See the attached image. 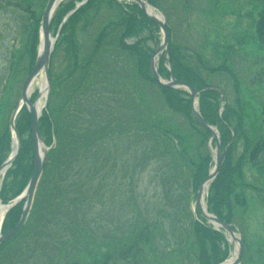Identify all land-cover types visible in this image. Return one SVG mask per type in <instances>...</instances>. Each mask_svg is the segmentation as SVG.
<instances>
[{
    "label": "rangeland",
    "instance_id": "obj_1",
    "mask_svg": "<svg viewBox=\"0 0 264 264\" xmlns=\"http://www.w3.org/2000/svg\"><path fill=\"white\" fill-rule=\"evenodd\" d=\"M24 1L0 0V97L10 73L11 61L14 55L18 54L19 57V69L10 83L2 116L7 123L19 101L21 86L30 67L29 48H26L25 40L28 17L21 8L25 6ZM27 1L33 4L36 12L41 13L43 0ZM154 1L159 9L156 12L163 14L169 27L168 44L178 55L179 62L196 71L209 86L218 87L232 111V123H238L240 129L248 136L255 135L253 131L258 128L260 121L255 104L264 99V82L256 85L252 78L262 64L253 61L254 58H259L255 43L238 47V41L254 34V25L260 10L259 0ZM98 7V13H94L95 9L87 12L85 18L89 21L85 29L80 28L82 23L76 27L77 63H80L81 68L75 71L72 64L73 55L66 52L65 43L53 47L50 68L57 83L55 82L53 90L50 87L41 98L42 110L48 102L54 107L58 106L66 95L75 89L80 75L85 70L82 69V63H87L96 44L97 33L108 21H114L124 15L117 6L107 4L105 0H101ZM53 32L52 29V35ZM162 38L161 30L154 23H150L148 26H141L136 35L126 39L127 44L140 41V60L146 65L140 66L138 73L135 71L137 56L127 57L125 52L112 47H109L105 56L102 54L98 57L99 66H88L85 71L89 77L87 84L93 85L90 87V93L98 95L95 99L88 98L89 105L96 104L100 111L97 121L90 124L101 128L104 138L97 144H80L83 146L80 149L88 148L86 158L79 162L73 161L74 170L68 169L61 182H58L62 176L60 168L64 169V166L57 165L48 176L45 174L47 186L41 192L42 213L36 226L37 229L45 226L43 230L47 229V232L41 237L38 236V242L32 236L27 237L24 242L20 240L16 250L21 248L13 254L14 257L6 256V260H0V264H67L75 257L85 262H95L107 249L106 244L113 238L121 237V232L127 231L136 221L156 224V228H153L152 248L154 252H157V249L160 252V256L156 257L152 250L147 249L141 264H195V259L191 262L188 258L197 253V246L191 245L192 236L188 239L189 234L191 235V222L195 217L192 174L197 170L200 160L212 152L208 165V170L211 169L216 155L214 143L209 139L206 130L186 115L174 112L167 104L163 91L150 79L148 61L159 47ZM161 58L162 54L156 56L158 67L161 65ZM225 63L230 70H234L233 75L225 69H216ZM98 68L108 74L112 69V77L116 76L124 81L126 79L133 88L135 102V91L138 92L139 89L141 102L144 104L141 107L151 111V114L145 113L149 120L147 126H151L154 118L158 121L152 129V135L158 136L164 131L179 135L183 142L185 165L181 163L182 157L179 155L177 161L182 166H173L171 157L163 152L160 143L161 148L155 153L159 154L156 158L150 155L151 157L142 159V154L150 151L149 141H153L152 137L149 132L145 134L137 131V121L140 120L132 97L120 92L117 82H113L110 75L103 76L105 73L102 71L98 76L95 71ZM162 79H168L165 72ZM39 82L46 84L43 71L33 80L28 96L30 101L37 96L35 103L40 96V93L37 95L40 92ZM186 95L181 97H189ZM117 117L122 123V128H116L114 125ZM86 119L93 120L92 117ZM108 125L109 127H106ZM97 131L92 132L94 134ZM242 143V139H237L235 159H238L242 152ZM153 145H157L156 141H153ZM170 146L175 151L174 146ZM78 166L81 168H77ZM47 171H50V168ZM78 172L83 174L78 175ZM244 173L248 181L257 176L256 170L251 169L247 162ZM3 176L4 172L0 176V183ZM101 180L106 183L103 188L105 195L104 199L98 200L94 191L100 188L98 183ZM56 182L58 185L54 188ZM102 193L101 188L99 194ZM247 195L251 197L248 208L241 207L236 202L233 204V200L229 198V204L232 206L231 223L236 229V235L241 239L242 255L239 264H261L264 259L259 255L264 252V206L255 192L247 191ZM205 196L206 193L203 198L204 205ZM53 198L59 199L56 203L48 204ZM77 214H80L82 223L85 222V235L77 232L80 228ZM102 241L106 243L103 244ZM216 241L217 253L225 256L224 260H232L237 252V242H229L226 236ZM76 247L85 249L80 254ZM173 247H176V250H173ZM170 248L172 250H169ZM205 248L212 256L213 250L209 242H205ZM3 257L0 256V259ZM118 264L128 263L120 261Z\"/></svg>",
    "mask_w": 264,
    "mask_h": 264
},
{
    "label": "trees",
    "instance_id": "obj_2",
    "mask_svg": "<svg viewBox=\"0 0 264 264\" xmlns=\"http://www.w3.org/2000/svg\"><path fill=\"white\" fill-rule=\"evenodd\" d=\"M80 1L82 0H66L58 5L50 21V31H52V29L54 30L53 35L57 33V29L65 15L70 10H72ZM100 1L101 0H88L85 4L79 6L68 17V19L62 26V29L55 43V46H60L63 43L66 44V52L73 55L72 64L75 68V71L78 68H81L80 63H77L78 43L76 38V27L80 23H82L80 28H86L89 21L85 18L87 12L95 9L94 13H98V3ZM105 1L107 2V4H114V7L117 6L121 10V12L124 13V15L114 21H108L107 24H105L97 33L95 38L96 44L91 55L88 58L87 63H82V69L85 68V70L80 75L79 82L75 89L71 90V92L67 94L63 101L56 107H54L51 102H48L46 110L42 112V115L39 119L40 132L46 145L51 146V148L48 153L44 172L40 178L35 192L34 201L28 217V221L25 226H23L16 234L5 240L0 245V256H5L0 260H6V256L10 255V257H12L14 253L18 252L21 247L17 250L16 248L17 243L19 244L21 242L20 240L24 242L27 237L32 236V238L36 242H38V236L41 237L42 235H44V233L47 232V229L43 230L45 226L39 229H37L36 226L42 213V205L40 204L41 192L47 186V177L45 178V174H47L48 176V173L54 170L55 166L57 165H60V167L64 166V169L60 168L62 169L60 171L62 176L59 177L58 182H61L63 180V177L66 176L68 169L74 170L75 162H79L81 159L86 158V152L88 148L86 147L85 149H80L83 148V146H80V144L84 143L85 145L89 146L90 144H97L98 141L104 138V133L101 132V128H99L97 125L93 126L90 124L93 121H97V115L98 113H100V111L96 104L91 106L89 105V99H95L98 95L97 93L95 95L90 93L92 92L90 91V87H93V85L87 84V80L89 77L88 74L85 73V71L88 69V66H90L91 64L98 65V57L102 56V54H104L105 56L107 54V51H109V47L116 48L122 53L125 52V55L127 57H134V55L137 56L138 70L143 64L146 65L145 62L142 63V61L140 60V54L142 53V50L139 47L140 41H137L133 44H127L126 39L136 35L141 26H148L153 22L144 15L142 10L135 3L123 6L122 4L118 3L117 0ZM148 1L156 5L154 0ZM27 2L28 1L25 0V6H21V8L28 17V23L25 26V40H27L26 48H29V73L32 70L37 54L41 13L36 12L35 9H33V4ZM45 2L46 0H43L41 3V12L45 6ZM259 3L260 10L257 13V20L254 25V34L242 37L238 41L239 45L237 44L238 47H244L249 45L250 43L256 44V49L259 52V58H254L253 61L254 63L257 62L262 64L260 69L255 72V75H253L252 78V82L256 85H260L264 82V0H259ZM177 56L178 55L175 54V52L169 46L168 59L170 65H172L171 67L174 76L178 80L186 81L197 89H202L209 86L204 82V80L200 77V75H198L196 71H194L190 67L185 66L182 62L180 63ZM18 59V54L14 55L13 60L10 64V73L7 78V82H5L3 86L4 94H2L0 97V166L8 157L11 150V131L9 129L8 123L3 120L2 116L7 104L6 99L10 91V83L12 82L13 77L19 69ZM216 69H225L227 72H230V74H234V70H230V67L226 63ZM95 71L97 72V74L103 71L105 73V75L103 76H107L108 74L102 68L100 70L98 68ZM112 71L113 70L111 69V73ZM164 72L166 76H169V73L166 71L163 65L162 57L161 65L159 66V73L162 76ZM111 73L108 75H110L113 82H117L119 91L127 93L129 97L131 96L132 102H134L136 105H134V109H136V111L138 112L137 115L140 120V122L137 121L139 123L137 131H142V133L149 132L148 134H150V136L152 137H150L151 140H153L154 142L156 141L157 145H155V147H153V141H151V143L149 141L150 151H145L142 154V159L151 156L156 158L159 154L157 155L155 153L159 150V148H161L159 146L160 143L162 145L161 149L163 150V152L171 157L172 165L179 167V162L177 161L179 160V155L180 157H182V159H184L185 155L184 148L182 147L183 142L181 137L176 133L169 131H164L161 133V135H164L165 139L160 138L159 134L158 136L152 135V129L157 125L158 121L151 123V126H147L149 120L147 119L145 113L149 112L146 109L142 108L140 104L135 102L132 86L126 82V79L124 81L123 79H118L116 76L112 77ZM49 75L50 87L53 90L55 82L57 83V81L51 68ZM99 75L100 74H98V76ZM150 79L154 83H156L151 74ZM111 80L109 81L111 82ZM58 83H60V81ZM159 87L166 96L167 104L174 112L186 115V117L191 118L197 125L201 126L192 115L190 97H181L182 95H186L187 92L185 90L161 86ZM31 101H33L32 98ZM219 103L220 93L214 90L202 91L198 96V108L202 117L211 125L216 126L219 130L220 147L223 154L218 174L209 186L206 203L208 211L215 214L221 220L231 223L230 207L232 206H230L229 204V198L233 200V204L236 202L241 207L248 208L250 205L251 197L247 195V191H253L259 198L261 205L264 206V99L255 104L259 111L258 118L260 119V121L257 124L258 128L253 131V134L255 135H253L252 137L244 133L238 126V123H232V111L225 100L222 112L221 114H219ZM95 112L97 114H94ZM91 117L93 120L86 119ZM118 117L115 118L116 122L114 125H116V128H122V123L118 120ZM15 126L20 138V148L18 154L15 156L10 167L6 171L2 182L0 198L3 203H8L11 199L21 194V192L28 184V181L33 172V142L30 131L31 116L25 106H23L20 110L16 118ZM106 127H109V125ZM92 131H97V133L93 134ZM206 132L209 134L207 130ZM233 132L234 136L232 135ZM26 134L27 136L25 137ZM239 138L243 140V149L241 154L238 156V159H235V146L237 139ZM229 142L230 144L225 151L224 149ZM170 144L174 146L175 151L171 149ZM73 161L75 162L73 163ZM183 162L186 164L185 160ZM210 162V153L200 160V164L197 167V170L192 174V182L194 185L193 191H195L200 182L204 178H206L208 174V165L210 164ZM246 162L251 169H255L257 172V176H255L252 181L246 180V176L244 173ZM48 168H50V171H47ZM77 168H81V166H78ZM82 169L84 171L83 173H85L86 170L84 169V166ZM80 171L82 170L80 169ZM79 174L81 173L78 172V175ZM68 178L69 176L66 179ZM102 179L105 180L104 178ZM103 180H101L103 183L101 181H99L98 183L100 188L97 191H94V194L97 193L96 197L98 200L104 199L105 191L103 190V188L105 187L106 183ZM57 185L58 183L56 182L54 184V188ZM54 188L52 189L53 192ZM101 188L103 192L102 195L99 194ZM55 194L56 196H58L56 192ZM58 199L59 198H53L51 201H48V204L56 203ZM53 200L55 201L53 202ZM23 203L24 200H21L8 210L2 224L3 233L7 232L17 224L22 213ZM77 206L79 207V205ZM224 209H226V211H224ZM196 211L199 215V211ZM79 215L80 214H77L80 228L77 232L85 235L86 230L83 227L85 226V222L82 223L83 221L80 220ZM170 218H172L173 220V217H171V215ZM155 226V223L153 224L148 223L147 221H136L127 231L121 232V237L117 239H111L110 243L106 244L108 246L107 249H105L103 254L99 256V258H97L95 262H85L75 257L73 260L67 262V264H118L120 261H125L128 264H141V260L144 259L145 251L147 249L154 252V248H152V242L154 240L153 228H156ZM190 233L191 235L189 234L188 239H190V237L192 236L191 245L195 244L197 246V253H195V255L192 254V256H188L191 262H193L195 259V264H212L224 260L225 256H220V254H218L215 250V245L217 242L216 240L223 237L220 232L215 231L211 228V226L206 225L203 219L201 221L193 219L191 222ZM168 238L166 237V239ZM205 242H209V244L211 245L213 250L212 256L208 254L210 252L205 248ZM104 243L106 242H103V244ZM113 244H115L114 247H112ZM179 248L177 249L179 250ZM84 249L85 248L82 247H76V250L80 254ZM172 249L176 250V247H173ZM172 249L170 248L169 250ZM154 254L153 255L156 257L160 256V252L158 251V249L157 252H154ZM184 255L187 256L186 254ZM259 255L261 259L264 258V252H260ZM261 264H264V259Z\"/></svg>",
    "mask_w": 264,
    "mask_h": 264
},
{
    "label": "water",
    "instance_id": "obj_3",
    "mask_svg": "<svg viewBox=\"0 0 264 264\" xmlns=\"http://www.w3.org/2000/svg\"><path fill=\"white\" fill-rule=\"evenodd\" d=\"M134 1L140 5V7L144 10L146 15L151 20H153L156 24H158L163 31V41H162L161 45L159 46V48L156 50V52L151 56L150 61H149V68H150L152 76L162 86L182 87V88L189 90V92L191 93V98H192V113H193L194 117L206 129L209 130V132L211 134V138H215L216 151H217V159H216L215 168L209 173L208 177L199 185L197 193H196V202H197L198 208L200 209L203 216H205L214 225H219V226L223 227L228 232L231 239L234 241H238V243H239L238 253H237V256L233 259V261H231V262L225 261V262H222L219 264H238L240 262V257H241V252H242L240 239L235 236V234H234V232L231 229V226L229 224L222 222L213 214L208 213L206 208H204L202 206V196L204 193V187L206 184L210 183L211 180H213V178L217 174V170H218V167H219V164L221 161V152H220V147H219L218 134L216 133L214 128L212 126H210L202 118L200 112L198 111V109L195 106L194 100H195L196 95L199 93V90H196L194 87H192L191 85H189L186 82L176 80L173 76L172 71L169 68L168 69L170 71V80L169 81H161L160 80V76L158 74L157 66L154 62V58L157 54L161 53L163 50H165V53L167 52L168 32H167V29L165 27V23L163 20L159 19L155 15L147 13L146 6H149L150 8H152L154 10V7L152 5H150L146 0H134ZM57 2H58V0H48L47 4L43 10L42 17H41V26H40V44H39V49H38L36 61H35V64H34L32 71L25 78V80L22 84L19 101L16 104V106H15V108L11 114L10 121H9L10 128L14 132L15 137L18 140V136H17L16 130H15L14 120H15L16 114L18 113L21 106L23 104H25L27 106V109L29 110L31 117H32L31 134H32V139H33V144H34V171H33V174L30 178V181H29L28 186L25 189L24 193L20 197L16 198L12 202H10V204H12V203L18 202L23 197L26 198V201H25L19 222L17 223V225L13 229L9 230L5 234L0 235V244L6 238H8L11 235H13L14 233H16L26 222L28 215H29V212H30L31 205H32L34 192H35L37 183L39 181V178L42 174L44 163H45L46 157H47L48 148L45 146V144L42 140L41 134L39 132V127H38L39 114L35 108V104H31L29 99H28V90H29V87H30L32 81L34 80V78L42 70L45 73V77H46V81H47V87H48L50 54H51L53 43L55 40V38H52L50 36L49 22H50V18L52 16V13H53L56 5H57ZM211 89L217 90L216 88H211ZM18 147H19V143L17 142L16 150L12 152V154L7 159V161L1 166L0 171L4 167H6L7 165H9L11 163L12 159L14 158V156L17 153Z\"/></svg>",
    "mask_w": 264,
    "mask_h": 264
},
{
    "label": "bare ground",
    "instance_id": "obj_4",
    "mask_svg": "<svg viewBox=\"0 0 264 264\" xmlns=\"http://www.w3.org/2000/svg\"><path fill=\"white\" fill-rule=\"evenodd\" d=\"M148 13H149V14L156 15V16L158 15V14H157L152 8L148 9ZM158 16H159V15H158ZM159 17H160V16H159ZM38 86H39L40 91H41V96H40V98L38 99V101L36 102V104H35V108H36L37 112H40L41 109H42L41 97H43V96L45 95V92H46V84H44V83H42V82H39V83H38ZM31 88H32V83H31V85H30V87H29L28 95H29V93H30V89H31ZM16 147H17V141H16V139H15V141H14V149H16ZM4 212H5V208L2 207L1 204H0V221H1V219H2V216L4 215Z\"/></svg>",
    "mask_w": 264,
    "mask_h": 264
}]
</instances>
